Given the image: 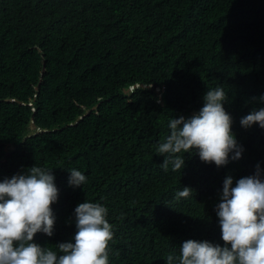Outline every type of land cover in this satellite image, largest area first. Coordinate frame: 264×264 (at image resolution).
<instances>
[{
  "label": "trees",
  "instance_id": "1",
  "mask_svg": "<svg viewBox=\"0 0 264 264\" xmlns=\"http://www.w3.org/2000/svg\"><path fill=\"white\" fill-rule=\"evenodd\" d=\"M217 87L241 157L217 167L180 153L183 168L165 171L169 121ZM261 97L264 0H0V182L52 170L53 235L33 242L57 254L83 202L108 209L109 264H178L189 239L224 246L225 178L264 180V129L240 123ZM72 169L86 183L71 186Z\"/></svg>",
  "mask_w": 264,
  "mask_h": 264
},
{
  "label": "clouds",
  "instance_id": "2",
  "mask_svg": "<svg viewBox=\"0 0 264 264\" xmlns=\"http://www.w3.org/2000/svg\"><path fill=\"white\" fill-rule=\"evenodd\" d=\"M203 107L188 119L181 116L169 121L170 135L156 152L165 157V171L183 168L180 153H198L204 163L217 167L241 157L232 133V117L225 110L226 94L222 87L208 90ZM264 100V97H261ZM241 126L258 124L264 129V108L244 116ZM11 148V147H10ZM259 169V166H257ZM87 177L70 170L69 184L79 187ZM52 170L33 166L24 174L13 175L0 182V264H109V243L114 238L107 220L108 209L100 203H79L75 210L74 243L58 244L59 253L34 243L37 233L53 235L55 215L52 205L59 190ZM233 178L223 182L221 202L216 211L224 246L207 240H186L176 257L178 264H264V180L255 175L240 178L235 187ZM192 189L184 187L175 198H187ZM167 264H174L167 256Z\"/></svg>",
  "mask_w": 264,
  "mask_h": 264
},
{
  "label": "water",
  "instance_id": "3",
  "mask_svg": "<svg viewBox=\"0 0 264 264\" xmlns=\"http://www.w3.org/2000/svg\"><path fill=\"white\" fill-rule=\"evenodd\" d=\"M191 115H186V119L190 118ZM13 147H11L10 149H12Z\"/></svg>",
  "mask_w": 264,
  "mask_h": 264
}]
</instances>
